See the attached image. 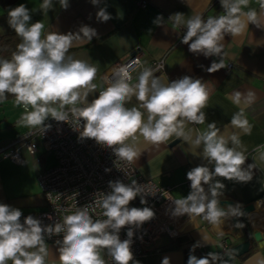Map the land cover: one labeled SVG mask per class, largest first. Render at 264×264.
Masks as SVG:
<instances>
[{
    "label": "clouds",
    "instance_id": "clouds-1",
    "mask_svg": "<svg viewBox=\"0 0 264 264\" xmlns=\"http://www.w3.org/2000/svg\"><path fill=\"white\" fill-rule=\"evenodd\" d=\"M90 2L99 6L101 0ZM248 2L220 0L224 14L206 20L199 14L185 20L180 12L170 15L169 19L174 25L186 28L181 43L188 45L190 52L205 58L220 57L226 35L239 36L249 24L264 28V21L255 10L243 11ZM58 3L65 10L69 7V0H58ZM53 6V0H43L40 10L48 13ZM260 7L264 10V3ZM111 18L106 7H99L97 21L107 22ZM163 20L158 15L154 23L161 25ZM7 23L21 42L10 59L0 58V100L11 95L17 105L23 106L25 112L18 124L43 135L52 127L46 123L50 118L68 124L78 133V141L94 140L126 165L138 159L140 137L157 146L173 135L183 138L201 149L198 157L206 163L186 173L190 191L182 199L170 201L171 216L187 215L190 220L202 216L209 223L219 225L226 219L243 215L239 203L226 207L220 204L225 189L222 179L236 183L253 179L255 166L244 167L247 157L237 150L238 135L222 134L216 122L209 123L208 130L197 134L194 140L183 130L185 121L203 124L206 120L203 109L207 106L209 91L201 79L185 75L165 84L152 69L145 68L138 83L131 85L129 68L121 66L114 69L107 87L89 101L88 97L97 93L93 83L97 68L68 53L74 41L91 42L98 37L95 28L81 25L75 32L44 33V24L32 22L31 10L23 3L10 8ZM222 68L223 60H214L206 71L211 74ZM241 95L235 93V103L241 102ZM133 97L139 107L126 106ZM253 99L254 94L249 92L244 103L249 104ZM230 123L244 133L250 132L243 109ZM260 160L264 161V152L260 153ZM108 189L95 192L92 204L78 207L65 215L62 222L49 224L31 214L23 216L21 209L0 203V264H46L49 254L46 238L53 236L61 237L55 240L59 264H108L104 254L111 258L112 264H140L132 252L133 238L136 230L155 219L156 213L148 206L130 205L137 198L141 205H147V198L155 194L148 185L135 180L131 183L110 180ZM259 204L257 201L256 206ZM95 208L103 210L104 219H94L90 209ZM48 219L52 220V216ZM235 226L243 227V224L238 222ZM122 229H127L125 239L120 236ZM200 246L199 242L192 246L187 264H229L215 252L199 258L192 254ZM161 264H171L170 257L165 256Z\"/></svg>",
    "mask_w": 264,
    "mask_h": 264
},
{
    "label": "crops",
    "instance_id": "crops-1",
    "mask_svg": "<svg viewBox=\"0 0 264 264\" xmlns=\"http://www.w3.org/2000/svg\"><path fill=\"white\" fill-rule=\"evenodd\" d=\"M137 1L101 0L99 6H94L90 0H69V7L65 10L60 7L58 0H53V10L43 13L40 10L43 0H0V32H14L7 23L8 11L21 3L31 10L32 22L41 21L44 24V33L75 32L81 25L95 28L98 37H94L91 42L74 41L68 53L97 68L93 81L97 93L91 94L89 101L98 95L102 87L99 75L111 70L115 62L127 56L136 47L143 51L142 59L145 65L153 60H163V71L154 74L162 83L167 84L185 75L201 79L209 91L207 106L203 109L206 120L203 124L185 121L183 130L194 140L197 134L208 130L209 123L216 122V127L222 134L238 135L240 143L236 146L237 150L247 157L244 167L248 164L255 166L252 170L253 179L248 183L222 179L225 189L220 200L230 201L232 205L239 203L242 208L252 204L253 209L248 213L242 211L243 215L239 217L251 231L264 232V161L260 160V153L264 152V28L249 24L239 36L226 35L222 42V55L205 58L203 55L193 54L188 45L181 43L185 27L174 25L169 16L180 12L187 20L197 14L207 18L223 15L220 0L217 3L216 0H145V7L138 6ZM261 3H264V0H249L243 11L255 10L261 21H264ZM99 7H106L112 18L107 22L97 21L96 13ZM158 15H162L164 19L161 25L154 23ZM221 59L224 68L211 74L206 71L214 60L219 62ZM134 76L132 85L138 83L139 72L135 71ZM236 92L242 94L239 104L234 102ZM249 92L254 94V99L245 104L244 97ZM13 100L15 98L0 106V132L13 134L2 137V146L32 129L18 124L25 110L16 102H10ZM126 106L139 107V102L133 97ZM242 109L250 125L248 133L234 128L230 123L232 117ZM146 116L145 113V119ZM38 144L33 154L25 147L18 146L19 163L0 154V203L22 211L38 210L44 206L38 175L55 163L48 165V152ZM229 146H233L231 142ZM137 147L140 155L133 165L138 172L157 184L170 185L175 200L182 199L190 191V184L185 183L188 180L186 173L191 168L206 163L198 157L200 148L183 138L178 139L175 135L158 146L145 142L140 137ZM257 201H260L259 206H256ZM179 227L178 235L160 237L147 246L145 255L136 260L140 261V264H161L162 259L167 256L170 257L171 264H185L192 246L197 242L201 246L192 254L199 258L209 252L222 256L223 240L228 248L243 240V237L235 238L228 233V219L219 225H213L202 216L191 220L188 217L179 222ZM47 246L49 254L46 264H59L57 245L55 242H47ZM236 264H264V248L240 258Z\"/></svg>",
    "mask_w": 264,
    "mask_h": 264
},
{
    "label": "built area",
    "instance_id": "built-area-1",
    "mask_svg": "<svg viewBox=\"0 0 264 264\" xmlns=\"http://www.w3.org/2000/svg\"><path fill=\"white\" fill-rule=\"evenodd\" d=\"M137 5L145 7L146 1L138 0ZM142 54L143 51L136 47L127 56L115 62L111 70L101 73L99 78L102 87L99 91L107 87L112 79L114 69L121 66L129 68L131 85L134 82L135 71H138L139 74L145 68L152 69L154 74L163 71L162 59L153 60L145 65ZM20 107L24 109L22 105ZM46 123H50L52 127L44 135L32 128L7 144L0 146L1 155L19 163L20 157L17 147L23 146L30 154H33L37 148L36 139L41 147L46 152L54 154L56 159L52 167L38 175L44 206L38 210L22 211L23 216L31 214L44 224L62 222L65 215L71 214L78 207L92 204L96 199L95 192L109 191L108 181L119 179L124 183H131L135 180L138 183L148 185L155 196L147 198V205H141L139 198H137L130 206L151 207L155 211L156 217L150 222H146L141 229L136 230L132 244L134 259L145 255L147 246L160 237L178 235L179 222L186 220L188 216L175 218L171 216L170 201L175 199L171 194L172 187L170 185L157 184L151 178L143 177L133 163L126 165L117 161L110 149L102 148L94 140L78 141V133L74 132L68 124L52 119ZM106 168L111 169V171L105 172ZM185 183L190 184V181L186 180ZM102 211L100 208H95L94 211L90 209L94 219H104ZM49 215L52 216V220L48 219ZM126 231L127 229H122L121 239L126 238ZM60 238L53 236L48 240L46 238V242H55ZM221 245L224 252L227 251L228 246L225 240L221 242ZM104 258L108 264H112L111 258L106 254H104Z\"/></svg>",
    "mask_w": 264,
    "mask_h": 264
},
{
    "label": "water",
    "instance_id": "water-1",
    "mask_svg": "<svg viewBox=\"0 0 264 264\" xmlns=\"http://www.w3.org/2000/svg\"><path fill=\"white\" fill-rule=\"evenodd\" d=\"M230 203L231 202L227 200H220L221 207L224 204H230ZM252 209H253V205L249 204L247 206H244L242 208V211L244 213H248ZM228 222L230 224V229L228 233L235 238L243 237V240L239 241L236 244L229 246L227 251H225L222 255L224 260L231 262L234 258L239 259V257L244 256L251 249L253 242H255L259 247H264V232L255 230L249 234L244 230L243 227H236L235 225L238 222L242 223L240 217L229 218Z\"/></svg>",
    "mask_w": 264,
    "mask_h": 264
},
{
    "label": "trees",
    "instance_id": "trees-1",
    "mask_svg": "<svg viewBox=\"0 0 264 264\" xmlns=\"http://www.w3.org/2000/svg\"><path fill=\"white\" fill-rule=\"evenodd\" d=\"M219 2V0H216L215 3ZM203 19H207L204 15H201ZM186 31V28H184ZM21 40L20 38L15 34V32H10V33H1L0 32V58H5V59H10L12 53L16 50V46L18 43H20ZM14 97L11 95H8L6 99L0 100V106L4 104L5 101H8L10 99H13ZM24 110V109H23ZM24 134V133H23ZM22 135V134H21ZM241 219V218H240ZM242 221V219H241ZM243 223V228L247 233H251L252 231L248 228L246 224ZM256 243L253 242V245ZM252 245V246H253ZM186 254V253H185ZM243 256L239 257L242 258ZM187 264V261L185 262Z\"/></svg>",
    "mask_w": 264,
    "mask_h": 264
},
{
    "label": "rangeland",
    "instance_id": "rangeland-1",
    "mask_svg": "<svg viewBox=\"0 0 264 264\" xmlns=\"http://www.w3.org/2000/svg\"><path fill=\"white\" fill-rule=\"evenodd\" d=\"M10 102H16L15 100H13V101H10ZM10 104H12V103H10ZM22 111V110H21ZM25 112V111H24ZM1 112H0V118H1ZM1 123V122H0ZM3 123H4V121H3ZM2 125V124H1ZM8 134H11V132L10 133H8V132H6V131H1L0 132V140H2V137H4L5 135L6 136H8ZM11 135H13V134H11ZM35 141L38 143V140H36L35 139ZM39 145V147H41V145L40 144H38ZM0 146H2L1 144H0ZM42 148V147H41ZM46 161H47V163H48V165H53L55 162H56V159H55V156H54V154H52V153H47L46 154ZM262 248H264V247H259L257 244L256 245H253L252 247H251V249L244 255V256H246V255H248V254H251V253H253V252H255V251H259V250H261ZM243 256V257H244ZM237 260H239L238 258H234L231 262H229V264H236L237 263Z\"/></svg>",
    "mask_w": 264,
    "mask_h": 264
}]
</instances>
